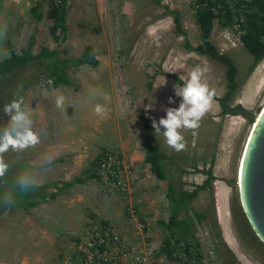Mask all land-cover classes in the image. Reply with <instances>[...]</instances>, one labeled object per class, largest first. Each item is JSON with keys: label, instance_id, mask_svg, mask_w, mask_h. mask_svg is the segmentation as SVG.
Wrapping results in <instances>:
<instances>
[{"label": "rangeland", "instance_id": "1", "mask_svg": "<svg viewBox=\"0 0 264 264\" xmlns=\"http://www.w3.org/2000/svg\"><path fill=\"white\" fill-rule=\"evenodd\" d=\"M35 2L36 0H0V33H6L0 38V60L9 55V42L16 52L27 46L34 27L29 8ZM165 6L178 10L181 32L175 26L173 14L166 15L164 12ZM42 9L44 13L47 12L46 1H43ZM67 24L66 40L58 45L59 56L70 61L79 57L84 46L90 44L93 46L98 65L70 66L67 70L70 83L68 85H55L41 73L43 70L38 72L36 63L21 67L19 74L14 75L11 85H5L6 92L9 91L12 95V100L23 97L24 107L30 104L29 102L40 101L42 97L45 99V91L59 87L61 93L57 97L64 96L65 103L62 108L56 106L50 114L60 125L67 141L72 142L73 138L78 136L87 144H98L99 149L96 150L95 156L102 151L111 150L121 152L130 163L132 156L138 161L141 170L139 178L148 185L152 193L151 197L147 194L145 198L146 206H149L150 199L155 203L153 212H138L142 221L151 227L146 243L155 247L154 264H171L159 248L163 238L167 236V231H164L159 221H167L173 208L167 193L168 183L190 191L196 184L188 180V173H199L198 170L206 169L210 164L215 179L223 181L227 186L228 212L232 217L233 207L232 229L240 243L241 251L239 253L237 250L240 259L233 252L235 256L218 255V264H264L249 253L250 247L238 228L237 224L240 226L242 221L245 222V216L238 197L237 183L231 184L234 179L237 182L239 159L251 130L252 125L248 119L242 115L222 116L220 106L214 100L211 110L202 118L198 128L182 130L186 147L179 152L167 144L163 136L166 129L163 126L159 134H156L153 127V121L158 123L161 118H166L167 109H178L183 102V97L176 94V88L180 87L178 83L169 75L160 74V70L174 74L186 82L193 68L200 65L207 69L203 79L215 90L216 96H222L226 91L225 65L207 55L189 51L185 46L186 40L192 46L202 42L195 25L194 13L189 10L187 0H70ZM50 25L51 21L47 17L37 23L33 54L38 53L41 47H56L49 31ZM226 31H230L227 26L215 20L210 40L220 52L229 56L237 69L235 78L238 87L229 103L231 106L240 104L255 117L264 104V71L258 70V63L255 69L248 73L252 62L251 54L241 46L238 38L235 37V44L226 40ZM169 98L174 102L170 103ZM97 105L103 109L99 114L96 112ZM2 108L4 104L0 101V136L8 129L11 119ZM31 109V127L37 133L46 125L43 119H38L40 116L37 114L40 112L42 115L43 107L36 103ZM58 124H52L50 121L46 126L47 130L57 131ZM47 132L49 135L54 134ZM57 144L54 143L53 146ZM37 146L29 147L30 150L10 148L2 154L4 162L8 165L4 176L10 177V184L25 180L26 173H35V168H31L34 166L25 158L28 153H34L36 158ZM150 146L168 155L162 162L166 175L164 180L157 179L150 171V165L145 164L143 160L145 150ZM60 148L64 149L63 146ZM25 167L31 169H24ZM22 170L25 172V178L21 175ZM84 176L85 172H82L80 177ZM215 179L211 181L209 188L199 191L191 203V215L197 219L203 215V223H208L212 214L215 192L218 190L217 185L212 184ZM86 182L90 191L88 186L84 185H78L81 191L76 190L72 195L66 196L60 190L61 198L57 210L60 212H55L47 223H53L52 220L62 214L64 204L61 201L64 197L74 200L70 210L75 221L82 222L86 217L91 218L85 210L84 196L89 192V196L93 194L92 184H95V181L90 178L84 183ZM135 194V190L116 194L100 190L99 200L102 205L98 206L96 203L92 208L102 212L94 218L106 216L107 218L102 220L113 221L118 224L117 227L122 226L121 230L125 231L131 240L132 225L126 222L122 201H126L129 195L133 199ZM18 200L20 198L17 192L14 191V196L11 195L10 187L0 178V264H48L45 260L32 262V256L39 249L26 244L17 236L22 230L20 226H26V220H30L32 224H36V221L44 223L35 209L25 210L13 203ZM133 201L131 204L140 210L141 207ZM83 223H80V227ZM61 224L64 225L55 227L53 224L50 230H65L68 226L67 223ZM72 233L74 232L71 231L69 236L64 238V245L67 246L76 235H71ZM141 238L143 237L135 240L140 241ZM197 238L205 253L208 243L202 235L200 237L199 230Z\"/></svg>", "mask_w": 264, "mask_h": 264}, {"label": "trees", "instance_id": "2", "mask_svg": "<svg viewBox=\"0 0 264 264\" xmlns=\"http://www.w3.org/2000/svg\"><path fill=\"white\" fill-rule=\"evenodd\" d=\"M43 1L36 0L35 4L29 8L30 15L34 22L33 31L31 33L28 44L25 48H22L20 52H16L11 42L8 43L9 55L0 60V101L6 103L10 99L11 93L6 92L5 85H11L14 75L19 74L20 68L27 65L32 66L34 63L38 64V72L42 71L43 75L53 81L55 85L64 84L68 85L69 80L67 77V70L70 66H79L81 64H89L93 67L98 65V60L93 54V46L88 44L84 46L83 52L79 57L73 58L68 61L65 57L59 56L58 45L66 40V34L68 31L66 0H61L59 3L53 1L48 2V10L46 13L42 10ZM194 3L198 5L194 17L195 25L197 26L202 42L196 46H192L189 41H185V46L189 51H196L200 54L209 56L211 59L216 60L226 67V91L222 96H216V100L220 106V114L225 116L227 114L242 115L248 121L253 123L255 120L254 114L248 109L244 108L240 104L231 106L229 101L231 100L235 90L238 87L236 80L237 69L229 58V56L220 52L217 47L211 42L210 36L213 30L214 21L217 20L222 25L235 27L238 25L240 34L241 46L252 56V62L248 67V73H251L255 67L264 59V0H194ZM164 7V6H163ZM164 12L167 14H173V21L175 26L181 32L180 16L177 9L169 8L165 6ZM44 17H47L51 21L49 31L56 43V47H41L36 54L32 53L34 44V33L36 31V25ZM160 74L169 75L172 77L180 87L185 83L178 76L160 70ZM150 84V83H149ZM101 157V153L93 157L90 161V168L84 177H78L73 179L70 184L83 183L90 178H95L94 168L97 166L98 160ZM168 158V155L156 149L155 147H148L145 150L144 162L150 165V171L155 175L157 179H166L165 172L163 170L162 162ZM32 166V165H31ZM32 168V167H31ZM25 167L24 169H31ZM212 164L206 169L198 170L205 174V179L201 184L194 185L192 190L183 189L182 187H176L172 183L167 185V193L170 197L173 208L167 221L160 220V224L163 226L164 231H167V236L163 238L160 251L164 253L169 260H171V252L174 249V245L171 244V240L180 243L185 242V250L191 257L196 260L200 259V254L190 252L192 243L198 244L197 230L198 225L202 224V220L205 219L203 215L201 218H196L191 215V203L198 196L199 191L209 188L211 181L216 177L212 172ZM23 169V170H24ZM21 171L22 177L25 172ZM27 174V173H26ZM26 176V175H25ZM4 183L10 187L11 195L14 196V191L17 192V196L20 200L13 202L16 206L27 210L34 207L38 200H45V195H39L37 193V187L28 186L26 184L27 176L25 180H19L16 184H10L9 176H0ZM25 178V177H24ZM58 183H54L51 186L57 187ZM231 184H236L234 179ZM69 185V183H68ZM43 194V192H42ZM182 213V215H180ZM232 220L234 219V210L231 207ZM245 216V215H244ZM91 218L95 219L94 216ZM89 219V218H88ZM195 219H197L196 222ZM211 231L213 234L214 248L219 256L225 257L226 254L233 255L230 248L226 245L222 234L220 225L218 223L215 211L212 210L211 219L209 220ZM238 228L244 236L246 244L250 247L249 253H251L255 259L264 262V244L257 238L252 231L246 217L245 222L242 221ZM180 264H189L186 261L180 260Z\"/></svg>", "mask_w": 264, "mask_h": 264}, {"label": "crops", "instance_id": "3", "mask_svg": "<svg viewBox=\"0 0 264 264\" xmlns=\"http://www.w3.org/2000/svg\"><path fill=\"white\" fill-rule=\"evenodd\" d=\"M257 68L258 70L264 71V60L260 62ZM60 93L61 88H52L45 91V99L42 97L40 98V101H32L27 105V107H30L31 109L34 108L36 103L41 104L43 110L42 115L40 112H37V114L40 116L38 117V119H43L46 125L43 126L41 130L39 129L37 132V134L40 136V142L37 144L38 146L35 145V147L37 146L36 158H34V153H28L27 151L28 154L26 155L25 159L28 160L27 162L30 163V165L34 166L32 168H35V173L29 172L26 174V184L28 186L37 187L38 196L45 195L46 199L38 200L34 207L28 208V210L35 209L44 223L42 224L39 221H34L36 224H32L30 220H26V226H20V229H22L23 231L20 230V233L17 235L18 238L22 239L26 244L36 246L39 249L38 252L32 256V262H43V260H45L48 264L53 263L59 258L62 251L64 252L67 250H65L66 247H64L66 246V244L64 245V238H67L71 231L75 233L80 232L83 225L88 219L86 217L85 220L82 221L84 223L80 227V223H82L80 222L81 220L75 221L74 217L71 215L70 209L74 204V200H69L64 197L61 201L64 204L62 214L56 219L52 220L53 223H47V220L52 219V216L53 214H55V212H60L57 211L59 209L58 203L61 198L60 190H62L67 196L68 194L72 195V193L76 190L81 191V189L78 188V185H84V187L88 186L87 182H83L82 184H70V182L73 179L80 177V174L82 172H85V174L88 172L87 170L90 168V161L93 157H95L96 150L99 149L98 144H87L84 139L78 136H75L77 140L74 137L72 142L67 141V138L65 139V133L61 131L60 125L53 119L50 114L51 110H53L57 106L56 98ZM44 101L47 102L45 103V105H42ZM61 115H63V112ZM50 121L52 122V124H58L59 128L57 131L53 132L51 130H47L46 126ZM47 131H49L50 134H54L49 135ZM54 143L58 144L56 146H53ZM61 146H63L64 149H61ZM38 149L40 150L38 151ZM27 150L30 149L27 148ZM131 161L132 163H130L128 159V162L132 166L135 175L132 191L135 190L137 195L135 194L133 198L134 201L129 195L126 201H122V206L125 207L128 203H131L133 201L134 203L136 202L135 204H137L139 208L141 207L140 210L138 209L139 212H153L155 208L154 201L150 199V202H148L149 206H146L145 198L147 197V194L148 197H151L152 193L148 189V185H146V183L139 178V172L141 171L140 165L138 161H135L133 156ZM205 177L206 176L202 172L195 174L188 173V180H190L194 184H201ZM217 181L218 180L215 179L212 184L217 185L218 188L217 193L215 192V208L217 220L221 229V234L226 245L233 253L236 254V257L240 259V243L238 242V239L232 229L233 221L228 212L227 186L223 181ZM54 183H58L57 187L51 186ZM92 186L93 194H90L89 196V192L84 196L86 200L84 204L85 210L89 213V217H95L96 214L102 212L100 209L96 211L92 208V205L96 206V203L98 204V206L99 204L102 205V202L99 200V190L96 189L93 184ZM88 188L90 191L89 186ZM99 218L106 219L107 217L101 216ZM61 223H67L68 226L65 230L57 228L54 231L50 230L53 224L55 227L57 225H64ZM43 240H45V242H43ZM237 250H239V253L237 252Z\"/></svg>", "mask_w": 264, "mask_h": 264}, {"label": "built area", "instance_id": "4", "mask_svg": "<svg viewBox=\"0 0 264 264\" xmlns=\"http://www.w3.org/2000/svg\"><path fill=\"white\" fill-rule=\"evenodd\" d=\"M19 1V0H14ZM59 3L61 0H45ZM189 10L195 13L198 5L194 0H187ZM70 0H66L68 9ZM32 6V5H31ZM30 6V7H31ZM43 10V9H42ZM230 31L224 33V38L235 44V37L240 40L241 30L238 25L227 26ZM95 174L94 187L106 193H130L135 175L132 166L119 151H102L97 166L93 169ZM99 190V191H100ZM127 224L132 225L131 240L127 233L117 227L118 224L102 219H87L83 228L73 236L59 258L51 264H154L155 247L148 246L146 238L150 236L151 227L138 216L139 210L134 204H127L124 208ZM200 237L202 235L208 243L204 253L198 244L192 243L190 252L200 254V259L191 257L184 249L185 242L171 240L174 249L171 252V264H180V260L189 264H218L220 262L213 243V234L208 223L198 225ZM139 234V236L137 235ZM70 235V236H71ZM138 237L140 241H136ZM69 245V247H68ZM68 247V248H67ZM161 247V246H160ZM159 247V248H160ZM208 259V260H207Z\"/></svg>", "mask_w": 264, "mask_h": 264}, {"label": "clouds", "instance_id": "5", "mask_svg": "<svg viewBox=\"0 0 264 264\" xmlns=\"http://www.w3.org/2000/svg\"><path fill=\"white\" fill-rule=\"evenodd\" d=\"M5 32L0 33V38L5 36ZM207 69L197 65L189 75V79L182 87L176 88V94L183 97V102L178 109H167L166 118H161L159 122L153 121L156 134L160 133L163 126V136L167 144L175 151L179 152L186 147L183 129H196L202 118L208 113L214 102L215 90L204 82ZM169 102L173 103L172 98ZM65 103L64 96L56 98L57 107L62 108ZM24 98L14 99L10 104L5 105L4 111L10 115V124L2 136H0V176L6 172L8 165L4 162L2 154L10 148L13 150H24L33 147L40 142V136L33 131L30 107L24 106ZM103 111L100 105L96 106V112Z\"/></svg>", "mask_w": 264, "mask_h": 264}, {"label": "water", "instance_id": "6", "mask_svg": "<svg viewBox=\"0 0 264 264\" xmlns=\"http://www.w3.org/2000/svg\"><path fill=\"white\" fill-rule=\"evenodd\" d=\"M243 213L264 244V105L252 123L236 172Z\"/></svg>", "mask_w": 264, "mask_h": 264}, {"label": "flooded vegetation", "instance_id": "7", "mask_svg": "<svg viewBox=\"0 0 264 264\" xmlns=\"http://www.w3.org/2000/svg\"><path fill=\"white\" fill-rule=\"evenodd\" d=\"M11 102H12V95L10 96V99L8 100V102L4 103V108H5V105L10 104ZM4 108H2L1 110L4 111ZM212 210H214L215 211V214H216L215 201L213 202V208H212ZM210 219H211V216H210L209 220ZM209 220H208V223H209ZM209 225H210V223H209ZM213 243H214V240H213Z\"/></svg>", "mask_w": 264, "mask_h": 264}, {"label": "bare ground", "instance_id": "8", "mask_svg": "<svg viewBox=\"0 0 264 264\" xmlns=\"http://www.w3.org/2000/svg\"><path fill=\"white\" fill-rule=\"evenodd\" d=\"M264 105V104H263ZM250 133V132H249ZM246 143V142H245Z\"/></svg>", "mask_w": 264, "mask_h": 264}]
</instances>
